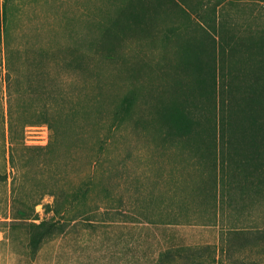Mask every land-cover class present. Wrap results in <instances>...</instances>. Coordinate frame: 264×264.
<instances>
[{
	"label": "rangeland",
	"instance_id": "rangeland-1",
	"mask_svg": "<svg viewBox=\"0 0 264 264\" xmlns=\"http://www.w3.org/2000/svg\"><path fill=\"white\" fill-rule=\"evenodd\" d=\"M0 16V264H44L35 257L45 242L34 257L29 221L15 218L36 200L34 222L57 220L48 240L109 213L164 226L159 243L202 248L205 264L221 245L234 255L228 264H264L254 243L264 180L259 189L226 177L216 213L210 162L188 148L195 144L164 138L156 111L178 96L196 100L177 92L186 66L216 58L255 67L264 57V0H0ZM188 83L194 91L191 75ZM126 99L128 119L116 130L114 108ZM51 125L61 141L39 149Z\"/></svg>",
	"mask_w": 264,
	"mask_h": 264
},
{
	"label": "trees",
	"instance_id": "trees-1",
	"mask_svg": "<svg viewBox=\"0 0 264 264\" xmlns=\"http://www.w3.org/2000/svg\"><path fill=\"white\" fill-rule=\"evenodd\" d=\"M2 49V22L0 16V53ZM9 63V60H8ZM184 73L188 82L190 75L194 80V91L187 81L180 80L179 93L190 90L196 93L194 101L178 96L170 103H161L157 108L158 119L164 131V138L177 143L195 144L189 149L195 150L200 160L210 162L212 170L209 181L212 184V196L216 205V213L223 209L224 194L222 185L225 178L230 176L233 180L238 176L246 178L247 187L262 188L264 180V57H261L255 67H227L219 65L216 58L209 60L206 67L197 63L194 68L185 67ZM182 71L179 72L182 76ZM177 84V83H176ZM187 98V97H186ZM128 99L120 101L114 108V129H120L128 119ZM71 113V118H76ZM53 135L46 148L55 149L63 132L60 126L51 125ZM113 129V128H112ZM13 144L14 128L11 126ZM228 169V170H227ZM228 173V175H227ZM256 179L258 181H256ZM208 181V180H207ZM238 183L240 182L237 180ZM259 183V184H258ZM245 184H243L244 187ZM240 187V186H239ZM253 188V187H252ZM81 196L67 198V209L77 204ZM230 204L235 199L228 196ZM23 209L15 218L29 221V247L35 257L46 239L54 235L57 220L38 219L35 206ZM53 208L55 216L61 215L57 205ZM31 221V222H30ZM228 232L222 231L221 243L227 241ZM255 245L264 248V227L255 232ZM212 246H208L210 248ZM218 247L220 255L213 258L214 264H228L227 261L234 256L226 247ZM199 247H177L161 252L156 264H173L177 260L182 264H205V255ZM205 249V248H204ZM224 254V255H223ZM226 254V255H225ZM229 256L226 258L225 256ZM233 259V257H232ZM263 259V258H262ZM233 264H238L234 259ZM254 264H263L261 258L253 260ZM244 263H246L244 261Z\"/></svg>",
	"mask_w": 264,
	"mask_h": 264
},
{
	"label": "crops",
	"instance_id": "crops-1",
	"mask_svg": "<svg viewBox=\"0 0 264 264\" xmlns=\"http://www.w3.org/2000/svg\"><path fill=\"white\" fill-rule=\"evenodd\" d=\"M83 222L66 236L47 239L44 254L37 255L35 263L41 259L44 264H156L162 251L177 248L166 247L165 239L158 242V227L164 226L155 222L109 213Z\"/></svg>",
	"mask_w": 264,
	"mask_h": 264
}]
</instances>
